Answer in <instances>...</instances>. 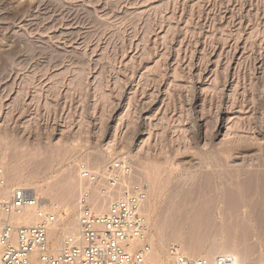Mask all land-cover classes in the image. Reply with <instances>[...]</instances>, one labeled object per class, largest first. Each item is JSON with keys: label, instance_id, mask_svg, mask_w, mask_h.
<instances>
[{"label": "rangeland", "instance_id": "1", "mask_svg": "<svg viewBox=\"0 0 264 264\" xmlns=\"http://www.w3.org/2000/svg\"><path fill=\"white\" fill-rule=\"evenodd\" d=\"M115 164L150 183L156 264H264V0H0V199L39 186L58 248Z\"/></svg>", "mask_w": 264, "mask_h": 264}, {"label": "built area", "instance_id": "2", "mask_svg": "<svg viewBox=\"0 0 264 264\" xmlns=\"http://www.w3.org/2000/svg\"><path fill=\"white\" fill-rule=\"evenodd\" d=\"M112 169L99 195L104 197L120 187L123 193L106 210L96 211L91 193L85 191L79 199L78 236L64 235L58 248L51 238L58 207L43 205L35 194L21 189L0 199V264H152L150 246L145 242L144 185H125L123 166L115 164ZM80 171L83 178L97 181L87 166ZM3 178L0 171V188L6 184ZM171 250L168 264H237L231 256L204 260L188 257L177 248Z\"/></svg>", "mask_w": 264, "mask_h": 264}, {"label": "bare ground", "instance_id": "3", "mask_svg": "<svg viewBox=\"0 0 264 264\" xmlns=\"http://www.w3.org/2000/svg\"><path fill=\"white\" fill-rule=\"evenodd\" d=\"M215 134H218L217 132H215ZM242 144V143H241ZM227 148L228 149H230V147H226V150H227ZM234 148H236V151L238 150V148H239V146H238V148H237V146H235ZM234 148H232L233 150H234ZM232 149H231V151H232ZM222 151V150H221ZM229 151V150H228ZM235 151V150H234ZM224 152V151H223ZM234 153V152H233ZM0 171H2L3 172V169H0ZM4 178L3 179H5V182H6V186H7V183L9 182V181H11V176L9 175V176H7V177H5V175L3 176ZM7 178V179H6ZM83 178V177H82ZM85 179V178H84ZM214 180H215V177H214ZM198 182V181H197ZM212 182V181H211ZM18 183V186H20V188H15V189H21V190H26V191H29V192H31V193H33V194H35L36 196H37V198L42 202V204L43 205H54V206H56V204H54V201L53 200H51V198H50V196L49 197H47V193L45 194L46 196H44V194H43V192L42 193H40V196H39V192L41 191V189H39L40 187L39 186H37V187H32L33 185H30V184H28L27 182H17ZM92 183H94V182H92ZM212 184V183H211ZM145 186V185H144ZM39 187V188H38ZM12 190V189H11ZM14 190V189H13ZM145 190H146V193H147V197H148V192H151L150 190H151V186H150V183H147V185L145 186ZM148 191V192H147ZM206 191V190H205ZM209 192V191H208ZM90 193V192H89ZM215 195V194H214ZM42 196H44V197H42ZM147 197H146V200H147ZM205 197V196H204ZM260 197V196H259ZM192 199V198H191ZM198 199H200V198H198ZM91 200H92V198H91ZM194 200V199H193ZM207 200V199H206ZM52 201H53V203H52ZM197 201H199V200H197ZM215 201V200H214ZM195 202V201H194ZM193 202V203H194ZM202 202V201H201ZM216 202V201H215ZM218 202V201H217ZM145 203L147 204V201H145L144 202V214H145V217H146V220H147V223H148V234H147V236L149 237V240H150V243L152 244L153 242L154 243H160L161 244V242H162V230H160L159 229V226H158V223L156 222V220L155 219H153V217H152V214H151V210H149V212L147 213V209H146V212H145V207H147L146 205H145ZM189 203V202H188ZM198 203V202H197ZM204 203V202H203ZM202 203V204H203ZM209 203V202H208ZM211 203V202H210ZM191 204V203H190ZM214 204V203H213ZM231 204V203H230ZM235 204V203H234ZM174 205V204H173ZM217 205H219V204H217ZM222 205V204H221ZM233 205V204H232ZM204 206V205H203ZM223 206V205H222ZM222 206L220 207V206H218V207H215V209H214V211H215V213H217V214H222L225 210L222 208ZM230 207L229 205H226V207ZM57 207V206H56ZM195 207H196V205H195ZM249 207V206H248ZM255 207V206H254ZM183 208V207H182ZM196 208H198V207H196ZM202 208V207H201ZM205 208H207V206L205 207ZM193 209V208H192ZM210 209V211L211 210H213L212 208H209ZM238 209V208H237ZM186 210H187V208H186ZM189 210V209H188ZM188 210L186 211V212H188ZM242 210V209H241ZM260 210V209H259ZM190 211V210H189ZM194 211V210H193ZM200 211V210H199ZM213 211V212H214ZM233 211V210H232ZM237 211V210H236ZM192 212V211H191ZM196 212V211H195ZM205 212V211H204ZM209 212V211H208ZM208 212H206V213H208ZM206 213H204V214H206ZM256 213V212H255ZM198 214V213H197ZM203 214V212H201V215ZM209 214V213H208ZM207 214V215H208ZM234 214V213H233ZM199 215V214H198ZM224 215V214H223ZM195 216H196V214H195ZM200 216V215H199ZM204 216V215H203ZM220 216V215H219ZM213 217V216H212ZM215 217V216H214ZM213 223V222H212ZM55 225V224H54ZM54 225L52 226V229H53V227H54ZM211 225V224H210ZM200 226V225H199ZM201 227V226H200ZM206 227V226H205ZM71 235H74L75 236V238H77V236H78V233H77V230H76V233H72ZM145 242H146V240H145ZM148 244V243H147ZM149 246H150V250H149V253H148V256H149V259H150V261H151V263L152 264H156L155 263V252L153 251V249H151V245L150 244H148ZM235 249V248H234ZM189 252V251H188ZM188 252H184V254H186V255H188L189 257H194V258H200V259H204V260H208V259H210V254L208 255V253L207 254H204V253H202V254H197V255H191V254H189ZM237 252V251H236ZM235 251H233V253H230L229 255H224V253H222L223 255H221V256H218V257H227V256H231V257H233V258H235L236 259V261H237V264H239L240 262H242V261H240L239 262V260H241L240 258H239V256L237 255V254H235L236 253ZM220 253V252H219ZM0 254H1V248H0ZM228 254V253H227ZM154 257V258H153ZM217 258V257H216ZM242 258V257H241ZM213 260V259H212ZM241 264V263H240Z\"/></svg>", "mask_w": 264, "mask_h": 264}]
</instances>
